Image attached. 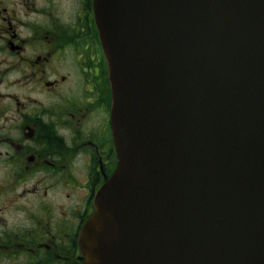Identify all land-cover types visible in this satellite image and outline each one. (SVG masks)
<instances>
[{"label":"water","instance_id":"1","mask_svg":"<svg viewBox=\"0 0 264 264\" xmlns=\"http://www.w3.org/2000/svg\"><path fill=\"white\" fill-rule=\"evenodd\" d=\"M118 166L85 264H264V0H94Z\"/></svg>","mask_w":264,"mask_h":264},{"label":"flooded vegetation","instance_id":"2","mask_svg":"<svg viewBox=\"0 0 264 264\" xmlns=\"http://www.w3.org/2000/svg\"><path fill=\"white\" fill-rule=\"evenodd\" d=\"M111 107L94 0H0V264H85Z\"/></svg>","mask_w":264,"mask_h":264}]
</instances>
